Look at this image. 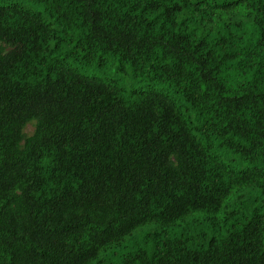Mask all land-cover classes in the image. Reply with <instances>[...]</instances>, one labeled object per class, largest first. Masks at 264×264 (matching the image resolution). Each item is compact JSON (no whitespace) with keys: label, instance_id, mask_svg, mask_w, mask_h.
<instances>
[{"label":"trees","instance_id":"obj_1","mask_svg":"<svg viewBox=\"0 0 264 264\" xmlns=\"http://www.w3.org/2000/svg\"><path fill=\"white\" fill-rule=\"evenodd\" d=\"M0 264H264V0H0Z\"/></svg>","mask_w":264,"mask_h":264},{"label":"rangeland","instance_id":"obj_2","mask_svg":"<svg viewBox=\"0 0 264 264\" xmlns=\"http://www.w3.org/2000/svg\"><path fill=\"white\" fill-rule=\"evenodd\" d=\"M34 131H35V124H29L28 125V127H27V129H26V132L28 133V135H31V134H33L34 133ZM151 226V225H150ZM150 226H147V227H145V228H140V229H138L137 231H135V233H134V236L135 237H140V238H138V239H135L134 241H132V242H128L127 241V246L128 247H131V246H133L134 244H136L137 242H142L143 241V236L145 235V233L147 232V231H149L151 228H152V226L150 227ZM144 232V233H143ZM144 234V235H143ZM117 250V251H116ZM116 251V253H114ZM121 249H115L114 251L112 250L111 251V253H107V254H105L104 255V257H105V259H106V261L107 262H110V263H117L118 262V257L120 256V254H121Z\"/></svg>","mask_w":264,"mask_h":264}]
</instances>
